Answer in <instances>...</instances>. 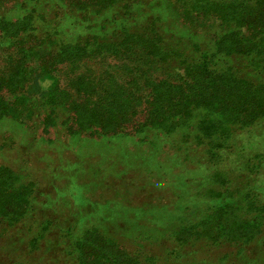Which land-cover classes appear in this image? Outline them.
Instances as JSON below:
<instances>
[{"label": "trees", "instance_id": "16d2710c", "mask_svg": "<svg viewBox=\"0 0 264 264\" xmlns=\"http://www.w3.org/2000/svg\"><path fill=\"white\" fill-rule=\"evenodd\" d=\"M104 59L124 61L132 78L118 84L106 80L108 70L78 73ZM63 72L75 76L74 92L59 85ZM35 119L45 133L54 128L70 139L164 143L179 135L176 158L184 150L191 160L197 149L209 163V187L193 196L206 207L183 206L175 216L167 231L176 251L140 255L97 222L32 223L54 210L48 194L25 169L1 165L0 264L228 261L197 260L199 242L234 249L241 264L252 246L264 249V154L249 157L237 180L220 168L224 152L264 120V0H0V123Z\"/></svg>", "mask_w": 264, "mask_h": 264}, {"label": "rangeland", "instance_id": "374dc122", "mask_svg": "<svg viewBox=\"0 0 264 264\" xmlns=\"http://www.w3.org/2000/svg\"><path fill=\"white\" fill-rule=\"evenodd\" d=\"M123 62L115 59L93 61L79 66L78 73L99 77L108 70L106 80L115 77L121 84L132 78ZM64 72L58 78L59 85L74 92L71 80L75 76ZM105 84L106 81L102 86ZM146 93L145 90L141 95ZM139 109L140 121L143 113L142 107ZM43 128L36 119L25 121L22 127L15 126L12 121L0 123V166L25 169L48 194L47 204L54 209L39 211V216L30 218L32 223L44 221V216L62 223L70 218L77 228L97 222L113 230L123 248L140 255H164L165 250L176 251L180 247L167 231L175 216L181 214L183 206L206 207L202 199L193 200V196L199 197L200 192L204 194L209 187L211 170L201 150L193 149L191 160L184 159L185 151L179 150L178 159L173 154L180 146L177 144L179 135L175 139H163L164 143L158 140L146 143L139 137L118 135L70 139L68 134L57 129L48 128L45 133ZM128 131L133 133V127ZM233 145L232 150L224 152L220 168L237 180L241 174L239 167L249 157L264 154V120L242 133ZM259 184L264 189V175ZM30 231L35 234L37 229L32 226ZM31 233L26 235L32 237ZM147 235L155 237L150 239ZM200 247L205 251L197 253V260L205 258L207 263H218L223 255H228L225 264L235 263L232 248L206 250L207 245L199 242L195 248ZM26 252L30 253L28 248ZM242 258L241 264H263L264 249L252 246L249 254L237 259Z\"/></svg>", "mask_w": 264, "mask_h": 264}]
</instances>
